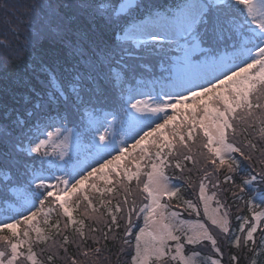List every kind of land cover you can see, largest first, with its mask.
I'll return each instance as SVG.
<instances>
[{
  "label": "snow or ice",
  "instance_id": "6c2138e0",
  "mask_svg": "<svg viewBox=\"0 0 264 264\" xmlns=\"http://www.w3.org/2000/svg\"><path fill=\"white\" fill-rule=\"evenodd\" d=\"M24 8L44 79L0 104V264H264V0Z\"/></svg>",
  "mask_w": 264,
  "mask_h": 264
},
{
  "label": "trees",
  "instance_id": "16d2710c",
  "mask_svg": "<svg viewBox=\"0 0 264 264\" xmlns=\"http://www.w3.org/2000/svg\"><path fill=\"white\" fill-rule=\"evenodd\" d=\"M32 1L34 0H0V37L3 38V41L0 42V104L7 103L10 108L19 107V104L12 100V95L19 94L25 90L21 86L22 81L28 80L37 91L42 90L41 84L44 78L43 76L38 77L33 71L32 55L28 53L27 50H25L21 54V58L16 59L12 52V50L16 47H24L25 38L29 36L30 32L35 31V29H30L28 26L27 17L30 14L27 13L26 9L24 8L25 5L30 4ZM175 2L176 0H161L159 2L155 1L150 3L158 6L157 10L163 11L169 6L173 5ZM16 11L24 13L26 18L23 22L19 20V17L12 14ZM13 25L18 27V37L13 36L9 31V28H11ZM6 44L10 47L9 50H5L4 45ZM151 69L155 74H159L162 71L159 62L156 60L151 62ZM248 174L255 175V173L252 171V168L247 163H244L242 164V171L236 176L237 183H239L240 180ZM173 182L178 185H182L183 183L180 180H174ZM209 187L211 188V185H209ZM226 187L231 186L228 185ZM253 187H256V185ZM182 195L185 198L194 199L191 189H186ZM226 202L228 203L230 209V214L232 217L231 222L233 225H238L240 222L237 219L238 217L242 218L250 215L245 208L244 202L242 200H233L230 193H228L226 196ZM257 203H259V201H257ZM182 215L189 219L195 218L188 217L186 212H183ZM139 223L142 225L143 221L140 220ZM260 227L264 228V223H262ZM133 230L135 231L136 229L134 228ZM261 235H264V233H261L260 231L254 234L257 243H259ZM243 256L244 259H247L248 254L244 253Z\"/></svg>",
  "mask_w": 264,
  "mask_h": 264
},
{
  "label": "rangeland",
  "instance_id": "374dc122",
  "mask_svg": "<svg viewBox=\"0 0 264 264\" xmlns=\"http://www.w3.org/2000/svg\"><path fill=\"white\" fill-rule=\"evenodd\" d=\"M149 2H155V1H157V2H159V1H161V0H148ZM33 2H37V0H34V1H32L31 3H33ZM27 29V28H26ZM31 29V28H30ZM15 45V44H14ZM4 47H5V50H9L10 49V47L6 44V45H4ZM53 159V158H52ZM59 163H62V161H58ZM55 181H53V183H54Z\"/></svg>",
  "mask_w": 264,
  "mask_h": 264
}]
</instances>
